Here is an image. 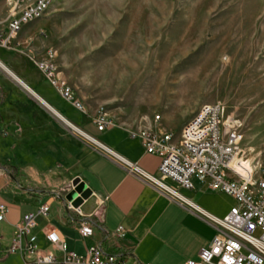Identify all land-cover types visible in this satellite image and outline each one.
<instances>
[{"label": "rangeland", "instance_id": "rangeland-1", "mask_svg": "<svg viewBox=\"0 0 264 264\" xmlns=\"http://www.w3.org/2000/svg\"><path fill=\"white\" fill-rule=\"evenodd\" d=\"M5 16L3 26L9 10ZM27 23L39 25L38 32L20 33L13 51L37 68L41 60L52 61L47 51L53 50L60 79L93 122L105 114L132 132L155 126L160 115L159 126L179 136L202 106L220 103L226 119L240 121L247 156L264 159V0H52L43 19ZM14 56L0 46L5 63ZM72 112L66 117L85 129ZM8 136V153L21 162L25 184L38 176L40 186L52 176L46 170L62 142L44 146L52 157L43 160L33 155L43 145L39 140H18L12 130ZM69 191L52 215L70 202ZM2 194L13 200L15 190Z\"/></svg>", "mask_w": 264, "mask_h": 264}, {"label": "crops", "instance_id": "crops-1", "mask_svg": "<svg viewBox=\"0 0 264 264\" xmlns=\"http://www.w3.org/2000/svg\"><path fill=\"white\" fill-rule=\"evenodd\" d=\"M7 12L6 0H0V20ZM29 21L24 23L22 32L35 35L39 25H27ZM6 51L15 56L9 63L0 58V179L6 181L0 186V203L8 205L6 220L0 224V264H24L22 255L7 253L17 224L26 214L37 213L44 204L50 203L52 211L60 195L72 189L77 179L93 193L82 206L86 218L70 215L65 206L62 212L58 210L52 215L50 211L48 217H38L34 233L43 251L54 252L60 260L64 258L63 253L45 239L47 232L57 230L68 250L79 255H86L92 247L100 245L106 253H114L129 264H185L196 259L218 232L205 215L224 219L236 201L224 193L206 190L198 179H194L193 189L165 180V184L179 194L177 197L133 174L121 158L156 179L160 178L162 158L147 154L141 139L132 137L128 127L122 125L99 132L92 118L66 102L32 63L13 50ZM61 99L80 115L85 129L66 117L72 115L73 109L63 105ZM52 113L58 119H54ZM65 121L109 151L84 136L86 140L69 134ZM11 130L20 138L18 140H39L43 148L33 155H40L43 160L52 157L50 152H42L44 146L54 149V142H62L57 157L49 162L46 170L52 176H44L40 186L36 185L40 182L38 176L29 184L21 180V162L10 156L4 139ZM12 187L15 196L9 200L2 193ZM98 198L105 199L103 206H99ZM85 219L94 228L93 236L88 238L78 232Z\"/></svg>", "mask_w": 264, "mask_h": 264}, {"label": "built area", "instance_id": "built-area-1", "mask_svg": "<svg viewBox=\"0 0 264 264\" xmlns=\"http://www.w3.org/2000/svg\"><path fill=\"white\" fill-rule=\"evenodd\" d=\"M6 2L9 22L6 26L0 23V46L14 50L12 46L18 38L19 23L27 16L40 15V20L43 19L46 0ZM47 55L48 60L52 61L41 60L36 63L37 68L66 102L81 114L89 115L85 104L76 97L73 89L60 79L53 50L47 51ZM65 123L76 132L72 124ZM155 123L153 127L130 133L132 137L141 139L147 154L162 158L160 178L149 176L138 166L121 158L126 168L177 197L179 194L167 186L165 180L173 181L185 189H193L194 179H198L206 190L224 193L236 201L224 219L205 215L196 206H191L194 211L211 220L218 232L209 245L199 251L196 259L188 260L185 264H264V159L247 156L240 121L226 119L225 107L215 103L202 106L179 136L159 126L160 115L156 116ZM94 124L99 132L116 126L105 114L98 115ZM97 144L104 151H109L101 143ZM98 204L103 206L105 199L98 198ZM64 206L70 215L86 218L82 212L83 205L75 208L67 203ZM50 211L51 204L47 203L37 213L23 216L16 226L7 253L22 255L24 264H129L114 253H106L100 245L92 247L86 255L69 251L65 239L57 230L47 232L45 239L54 249L62 252L64 258L60 260L54 252L43 251L34 229L38 217H48ZM7 213L8 205L0 203V224L6 220ZM78 232L83 238H88L93 236L94 228L85 219L81 221Z\"/></svg>", "mask_w": 264, "mask_h": 264}, {"label": "water", "instance_id": "water-1", "mask_svg": "<svg viewBox=\"0 0 264 264\" xmlns=\"http://www.w3.org/2000/svg\"><path fill=\"white\" fill-rule=\"evenodd\" d=\"M92 190L88 188L79 179L73 182V187L66 195V199L70 202L64 200V204L71 203L75 208H78L84 204L92 196Z\"/></svg>", "mask_w": 264, "mask_h": 264}, {"label": "bare ground", "instance_id": "bare-ground-1", "mask_svg": "<svg viewBox=\"0 0 264 264\" xmlns=\"http://www.w3.org/2000/svg\"><path fill=\"white\" fill-rule=\"evenodd\" d=\"M52 0H46L45 5H43V16L46 15V13L48 12V10L50 9V5H51ZM28 20H40V15H33V16H27L26 18H24V20H22V23H19V27H18V34H20L23 30V25L26 21ZM74 128V127H73ZM75 129V128H74ZM75 131L77 133H80L82 136H84L85 138H88L91 140V142H93L95 145L97 144L98 141H94L93 139L89 138L85 133H82L81 131H78L77 129H75ZM79 135V134H78ZM99 143V142H98Z\"/></svg>", "mask_w": 264, "mask_h": 264}]
</instances>
